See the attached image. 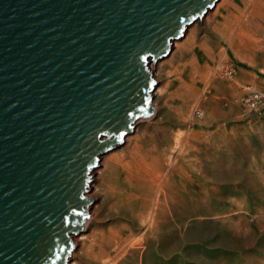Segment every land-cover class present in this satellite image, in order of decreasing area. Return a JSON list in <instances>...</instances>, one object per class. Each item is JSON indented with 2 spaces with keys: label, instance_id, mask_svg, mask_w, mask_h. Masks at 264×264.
I'll return each instance as SVG.
<instances>
[{
  "label": "water",
  "instance_id": "obj_1",
  "mask_svg": "<svg viewBox=\"0 0 264 264\" xmlns=\"http://www.w3.org/2000/svg\"><path fill=\"white\" fill-rule=\"evenodd\" d=\"M219 0H0V264H68L93 170Z\"/></svg>",
  "mask_w": 264,
  "mask_h": 264
},
{
  "label": "rangeland",
  "instance_id": "obj_2",
  "mask_svg": "<svg viewBox=\"0 0 264 264\" xmlns=\"http://www.w3.org/2000/svg\"><path fill=\"white\" fill-rule=\"evenodd\" d=\"M155 73L157 113L101 158L93 251L69 261L264 264V99L244 100L264 92V0H221Z\"/></svg>",
  "mask_w": 264,
  "mask_h": 264
},
{
  "label": "bare ground",
  "instance_id": "obj_3",
  "mask_svg": "<svg viewBox=\"0 0 264 264\" xmlns=\"http://www.w3.org/2000/svg\"><path fill=\"white\" fill-rule=\"evenodd\" d=\"M221 0H219V2H220ZM222 1H224V0H222ZM218 2V3H219ZM218 3H217V5H218ZM217 5H216V7H217ZM215 7V8H216ZM212 11V10H211ZM205 19V18H204ZM203 19V20H204ZM202 21V20H201ZM201 21H198L197 20V22L195 21V23H193L192 24V26L194 27L195 25H197V24H199ZM190 29V28H189ZM189 29H187V31H186V33L188 32V30ZM186 36V35H185ZM184 36V37H185ZM183 37V38H184ZM182 39V38H181ZM180 39V40H181ZM177 41H179V40H177ZM177 41L174 43V46H175V44L177 43ZM173 46V47H174ZM173 51V50H172ZM172 54V52L170 53V55ZM170 55H168V56H170ZM167 56V57H168ZM165 59V58H164ZM163 59V60H164ZM160 63V62H159ZM152 69H153V71H154V75H155V78L157 77V74L155 73V67L152 65V67H151ZM248 90L250 89L249 87L247 88ZM161 92V89L159 88L158 89V91L156 92V93H154V95H158L159 93ZM262 99H264V92H261V91H251L249 94H248V96L247 97H245V101H246V104L249 106V104L248 103H252V104H256L257 102H260V101H262ZM156 108V107H155ZM152 113H154L152 116L153 117H149L148 118V122L149 121H151L154 117H155V115H156V113H157V108L154 110V112H152ZM150 116V115H149ZM143 120V118H141L139 121H142ZM138 121V122H139ZM137 122V123H138ZM135 129H136V127H135ZM135 129H134V132L133 133H135ZM128 137V136H127ZM126 137V138H127ZM126 138H125V140H126ZM111 152V151H110ZM109 153V152H108ZM107 153V154H108ZM109 155V154H108ZM104 156H102L101 158H103ZM108 156H106L105 157V159L107 158ZM106 160H108V158L106 159ZM105 160V161H106ZM101 165H103V163H102V159H100V162H99V164H98V166H97V168L99 167V166H101ZM97 168H95L94 170H93V172H92V174H93V178L95 177V174L96 173H99V171H98V169ZM165 169H167V168H165ZM128 170L133 174V173H135V171H136V167H134L133 168V170H132V168L129 166L128 167ZM167 172H168V169H167ZM149 174H151V173H149ZM154 175V174H153ZM158 175V174H157ZM157 175H155V177L154 178H156V176ZM165 176V175H164ZM159 178V177H158ZM156 181V180H155ZM157 183H159L158 182V180H157ZM95 186V190L94 191H91L92 193H91V199L94 201V199H97L98 197H99V189H98V186L97 185H91V187H92V189H93V187ZM169 196V197H168ZM170 198V199H169ZM169 200H172V197H171V195H165V208H163V207H161V206H159V207H157L156 209H153V217L155 218V217H160V218H166V215H167V211H171L173 208L170 206V204H169ZM93 206V203L90 205V207H89V210H90V213H89V217L85 220V222H84V224H83V229H82V231L79 233V234H77V235H73L72 236V239H73V243H74V248H73V250H72V252H71V255H70V257L71 258H75V259H77V258H79V256H80V254L77 252V248H78V246H81V249H82V247H87L88 248V251H90L91 253H92V251H93V243L91 244V246H88L87 245V241H89V239H90V237H91V235H92V232H88L90 229H91V226H92V223L95 221V219H96V209H94L93 211H92V209H90L91 207ZM150 213V212H149ZM150 215V214H149ZM151 217V216H150ZM157 224V221L156 220H153L152 221V225H156ZM159 224V223H158ZM184 226V224H180L179 225V227L180 228H182ZM119 249V248H118ZM120 250H121V248H120ZM106 252V251H105ZM99 253V256H101V257H106V258H108V254H107V252L106 253ZM121 252V251H120ZM93 256H95L96 257V255H94L93 254ZM70 257H69V260H70ZM108 260V259H107ZM74 261V260H73ZM109 261V260H108ZM70 262V261H69ZM69 262H68V264H69ZM72 262V261H71ZM70 262V263H71ZM71 264H76V262H73V263H71Z\"/></svg>",
  "mask_w": 264,
  "mask_h": 264
}]
</instances>
